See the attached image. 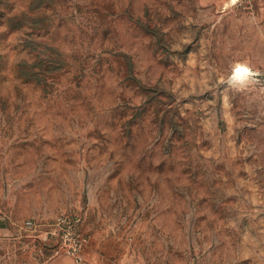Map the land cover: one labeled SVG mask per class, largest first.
<instances>
[{"label": "rangeland", "instance_id": "rangeland-1", "mask_svg": "<svg viewBox=\"0 0 264 264\" xmlns=\"http://www.w3.org/2000/svg\"><path fill=\"white\" fill-rule=\"evenodd\" d=\"M6 1L0 264H264L263 1Z\"/></svg>", "mask_w": 264, "mask_h": 264}, {"label": "trees", "instance_id": "trees-1", "mask_svg": "<svg viewBox=\"0 0 264 264\" xmlns=\"http://www.w3.org/2000/svg\"><path fill=\"white\" fill-rule=\"evenodd\" d=\"M6 2H7L6 0H0V18L3 17L9 21V25H8L9 28H11L13 30H18L19 32L22 31L24 29L23 26H20V27L12 26V22L14 21L17 13H15V8L7 7ZM24 70H25L24 67H21L20 72H24ZM29 71L30 70L28 69V71H26V72L30 75H22V76H25V78H27V79L31 78L33 74L30 73ZM26 72H25V74H26Z\"/></svg>", "mask_w": 264, "mask_h": 264}, {"label": "crops", "instance_id": "crops-1", "mask_svg": "<svg viewBox=\"0 0 264 264\" xmlns=\"http://www.w3.org/2000/svg\"><path fill=\"white\" fill-rule=\"evenodd\" d=\"M261 1H263V7H264V0H261ZM8 232H9V227L5 224H1L0 225V234L1 235H6V234H8Z\"/></svg>", "mask_w": 264, "mask_h": 264}, {"label": "snow or ice", "instance_id": "snow-or-ice-1", "mask_svg": "<svg viewBox=\"0 0 264 264\" xmlns=\"http://www.w3.org/2000/svg\"><path fill=\"white\" fill-rule=\"evenodd\" d=\"M247 70L246 69H242V68H238L237 69V73L238 74H243V73H245Z\"/></svg>", "mask_w": 264, "mask_h": 264}, {"label": "bare ground", "instance_id": "bare-ground-1", "mask_svg": "<svg viewBox=\"0 0 264 264\" xmlns=\"http://www.w3.org/2000/svg\"><path fill=\"white\" fill-rule=\"evenodd\" d=\"M232 1H236V0H232ZM244 69L247 70L244 74H246V73H250V71L248 70V68H244Z\"/></svg>", "mask_w": 264, "mask_h": 264}]
</instances>
